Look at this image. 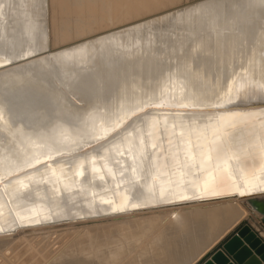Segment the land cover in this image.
I'll use <instances>...</instances> for the list:
<instances>
[{"label":"bare ground","instance_id":"bare-ground-1","mask_svg":"<svg viewBox=\"0 0 264 264\" xmlns=\"http://www.w3.org/2000/svg\"><path fill=\"white\" fill-rule=\"evenodd\" d=\"M178 2L0 0V158L15 164L29 146L69 145L0 171V264H193L242 219L260 221L249 200L234 193L264 192V107L138 113L117 133L127 148L141 152L147 131L155 144L165 120L177 125V134L163 125L166 152L143 155L145 167L134 164L131 179L118 177L123 198L111 207L100 205L110 192L106 182L96 185V176L105 180L99 171L73 184L63 181L54 191L33 180L55 162L67 171L72 159L79 178L89 156L91 164L101 159L108 170H126L127 159L139 155L131 149L125 155L115 144L117 134L73 142L87 119L140 103L165 74L181 78L185 92L204 107L227 87L231 91L236 76H249L264 89V0ZM148 114L151 121L141 124ZM240 115L248 118L233 122ZM217 133L229 158L206 159ZM221 171L227 184L205 192ZM22 209L17 223L7 219ZM258 233L264 238L263 230ZM27 245L30 252L10 253Z\"/></svg>","mask_w":264,"mask_h":264},{"label":"water","instance_id":"water-1","mask_svg":"<svg viewBox=\"0 0 264 264\" xmlns=\"http://www.w3.org/2000/svg\"><path fill=\"white\" fill-rule=\"evenodd\" d=\"M165 74L161 77L160 83L157 84L158 88L147 95L144 96L143 100L140 103L133 105L132 107H120L117 110L107 111L105 116H93L85 121L83 135L80 139H76L75 142H80L84 140L86 137L92 136H101L104 139L109 138L111 135L117 134L120 130L125 128V126L136 116L138 113L145 112L146 110H158V109H192V110H205L206 108L213 109L215 111L220 112H230L237 111L240 109H256L258 107H264V89L261 85L255 80L246 77H238L236 76L233 79L232 84H234L233 89L231 91L227 90L224 94H217L213 97L212 105L209 104L206 107L204 105H198L190 96V94L185 92L183 88V83L181 78H177L176 75H168ZM181 77V75H179ZM230 77H228L225 81L227 83ZM230 79V80H231ZM240 84H244L247 87H250V94L246 97L237 96V87ZM234 101L233 103H229V100ZM155 105H163L162 107H155ZM182 105H186V108L180 107ZM107 115V116H106ZM151 121V114H148L143 118L141 124H146V122ZM171 121L165 120L163 124L159 123L158 128L155 131V145L156 147L150 146L149 144V135L148 131L145 133V146L143 147L141 152H137L134 146L126 147V141L123 138V133H119L115 137L116 145L123 146V151L125 155L128 154V150L131 149L132 152L138 154L139 157L134 158V162L131 159H127V169L122 173L118 174L115 166H110V170L105 167L103 160L98 159L96 164L90 163V156L85 157V163L83 164L84 172L81 177H77L76 168L73 170L72 162H76V160H70L69 165L67 167V171L63 169H57L56 162L52 167L46 168L45 170H41L40 172L35 173L33 175V180L38 181L43 180L45 183V187L49 191H54L57 185L63 186V181H68L70 184L79 181L83 177H87L86 174H94L96 171H99L104 174L105 180L99 177H95L96 185L104 186V182H106L108 186V190L110 192V196L108 201L101 203L100 205L111 207L112 205L118 204L119 201H122V185L115 183V180L120 178L131 179L132 174V166L134 164H143L145 167L146 159L143 155H152V157L157 153L166 152V144L164 140V132L163 125H172ZM132 125V124H131ZM130 125V126H131ZM176 125V124H175ZM177 126V125H176ZM175 126V128H176ZM135 141V139H134ZM59 143V142H58ZM65 143V142H64ZM47 144L39 146V150L36 148L29 146L27 147L28 153L19 155L17 160H15V164L12 161L7 160L6 158H0V171L6 172L9 169L14 168L18 164L28 163L32 160L40 158L42 156L47 155L56 150H64L69 145L68 144ZM70 143V144H73ZM162 146V149L159 147ZM30 151V152H29ZM137 152V153H136ZM97 155H102V147L95 150ZM133 154V155H135ZM109 155H118L115 151L110 150ZM140 158H142L140 162ZM132 162V163H131ZM143 162V163H142ZM86 166V167H85ZM153 171L155 170L154 166H152ZM89 177V176H88ZM90 178V177H89ZM82 180V179H81ZM18 182L13 181L12 185H15L17 188ZM83 190L87 191L88 183L83 182ZM240 189H243V185H239ZM246 193L245 195H237L241 199L249 200V206L257 211L261 217L260 221H264V201H259L261 198H264V192L256 193L254 191H248L244 189ZM144 187L142 186V192H144ZM14 193V192H13ZM10 195V194H9ZM11 196V195H10ZM234 196V195H232ZM33 199H35L34 194L32 195ZM228 197L227 195L220 198ZM15 199L16 197L13 195L12 197ZM219 198V197H218ZM217 197H213V199H218ZM211 200V199H210ZM264 200V199H263ZM19 205V203L17 204ZM85 209L89 207L87 205H83ZM24 210L22 209L20 213H15L11 210L7 219H10L13 223H17L20 219V216H23ZM243 219L235 224L226 234H224L216 243H214L200 258H198L193 264H264V241H262L260 237H258L257 231L251 228L248 224H242ZM233 232V233H232ZM229 236V237H228ZM228 237V238H227ZM227 238V239H226ZM226 239V240H225Z\"/></svg>","mask_w":264,"mask_h":264},{"label":"snow or ice","instance_id":"snow-or-ice-1","mask_svg":"<svg viewBox=\"0 0 264 264\" xmlns=\"http://www.w3.org/2000/svg\"><path fill=\"white\" fill-rule=\"evenodd\" d=\"M4 63L6 65V64H8L10 62L9 61H5ZM0 67H4V65H0ZM250 90H251L250 87L246 88V86L244 84L238 85V87H237V96H238V98L248 96L250 94ZM233 102L234 101H232L231 99L229 100V103H233ZM162 106L163 105H155V107H162ZM180 107L186 108L187 106L186 105H182ZM261 115H262V117H264V113H262ZM247 118L248 117H246V116L240 115V116L232 117L231 119L233 120V122H235L237 120H246ZM170 127H171V130H172V133L173 134H177L175 125H171ZM260 139H261L260 150L264 151V123H262L261 126H260ZM141 143H143V141H141ZM209 143H210V146H209L208 151H207V153L205 155L206 159L211 158V156L213 154H215V157L217 159H222L223 160V159L229 158L227 152L224 151L222 149V147H221V144L223 143V138L221 137V135L219 133L214 134L212 140ZM152 146L156 147L155 144H153ZM237 158H239V157H237ZM133 171H135L134 168H133ZM227 182H228V178H227L225 172L221 171V172H219V174L216 177L210 178L206 182L205 187H204V191L205 192L215 193L219 187H222V186L226 185ZM239 194L240 195H245L246 193L239 192ZM181 199L182 200H188V199H191V197H189L187 195H184V196L181 197ZM105 202L107 203L109 201H105Z\"/></svg>","mask_w":264,"mask_h":264},{"label":"rangeland","instance_id":"rangeland-1","mask_svg":"<svg viewBox=\"0 0 264 264\" xmlns=\"http://www.w3.org/2000/svg\"><path fill=\"white\" fill-rule=\"evenodd\" d=\"M175 2H176V1H175ZM183 2H185V0H180V2H178V3H183ZM178 3H176V4H178ZM97 12H98V11H96V13H97ZM97 14H98V13H97ZM263 199H264V198H261L259 201H264ZM246 205H249V204L246 203ZM262 222L264 223V221H262ZM245 223L248 224V225H250L251 228H253V229H254V224H255V227H256V226L258 227V228L256 227L257 230H258V232H260L261 230H263L259 225H257V224L255 223V221H253L252 217H246V218H244L243 221H242V224H245ZM191 225H192V226H190V227H193V223H192ZM162 226H163V224H162L160 227L156 228V229L152 232V235L155 234L157 231H159L161 228H163ZM259 230H260V231H259ZM62 231H63V230H62ZM263 231H264V230H263ZM68 232H71V231H68ZM232 233H233V232H232ZM152 235H150V236H152ZM150 236H148V237H150ZM186 236H187V235L182 234V237H181V238H182V243L184 242ZM228 237H229V236H228ZM228 237H227V238H228ZM227 238H226V239H227ZM226 239H225V240H226ZM128 241H129V239H128ZM130 241H131V240H130ZM27 246H28V245H27ZM13 248H14V247H13ZM19 248H20V247H17L18 250H13L12 252H10V253L12 254L13 257L16 258L18 255H21V254L24 253V252H30V251L32 250L31 248H29V246H28V248H29L28 250H26V249L19 250ZM41 251H43V250H41ZM24 254H25V253H24ZM18 257H19V256H18ZM184 263H185V261H182V262H181V264H184Z\"/></svg>","mask_w":264,"mask_h":264},{"label":"crops","instance_id":"crops-1","mask_svg":"<svg viewBox=\"0 0 264 264\" xmlns=\"http://www.w3.org/2000/svg\"><path fill=\"white\" fill-rule=\"evenodd\" d=\"M257 222V224L264 230V223L262 222V221H256ZM254 230L255 231H257V233H258V230H257V228L255 227V225H254ZM259 234V233H258ZM262 240L264 241V238H262Z\"/></svg>","mask_w":264,"mask_h":264}]
</instances>
